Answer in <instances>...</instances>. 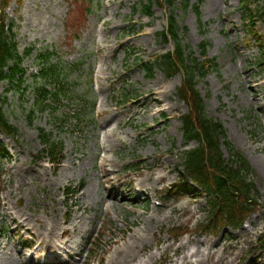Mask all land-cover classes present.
<instances>
[{
  "label": "rangeland",
  "instance_id": "obj_1",
  "mask_svg": "<svg viewBox=\"0 0 264 264\" xmlns=\"http://www.w3.org/2000/svg\"><path fill=\"white\" fill-rule=\"evenodd\" d=\"M148 1L11 0L5 22L26 75L20 87L0 83L3 110L17 130L14 139L0 133V149L8 153L0 161L2 261L108 264L116 251H130L134 264L151 254L157 258L149 264H183L185 255L192 256L190 264H264V45L251 39L241 0H173L187 55L202 60L205 44L217 63L197 85L205 113L248 159L259 193L260 207L242 228L211 233L205 228L209 198L173 193L189 184L184 153L199 143L183 137L181 118L189 111L179 95L183 74L168 78L159 64L151 67L175 44L159 37L168 28L170 7L155 4L148 16L142 8ZM252 1L253 8L264 6V0ZM255 19L264 36V16ZM47 52L51 65L82 66L65 80L72 92L47 101L31 122L33 86L42 83L35 80L38 57ZM157 89L163 93L155 97ZM103 109L123 115L119 124L100 116ZM105 127L116 133L111 140L104 138ZM41 133L61 147L60 165L46 158ZM104 169L111 177L102 183ZM45 227L58 230L59 245L69 240L68 252L47 247L51 236L41 245ZM63 230L69 237L61 236Z\"/></svg>",
  "mask_w": 264,
  "mask_h": 264
},
{
  "label": "trees",
  "instance_id": "obj_2",
  "mask_svg": "<svg viewBox=\"0 0 264 264\" xmlns=\"http://www.w3.org/2000/svg\"><path fill=\"white\" fill-rule=\"evenodd\" d=\"M1 1L0 81L17 80L21 86L24 76L20 67L22 58L18 54V46L14 41L15 35L13 32L11 33L5 23L6 9L11 0ZM240 2L246 22L245 27L249 29L251 39L263 46L264 36H258L255 18L258 13L264 16V6L257 9V7L253 8L252 0H241ZM155 4L171 9L168 28L164 29L159 37L163 42L173 41L175 50L156 58L151 67L159 64L169 78L180 73L183 74V85L179 88V95L189 106L188 113L181 118L183 137L186 142L197 141L199 143L196 148L184 154V175L191 179L209 198L207 201L210 219L208 228L213 230L225 226L239 228L259 207L257 198L259 193L252 180L254 170L248 160L227 139L222 125L205 113L204 101L197 85L209 71L217 68L216 60L207 56L205 44L201 45L202 60L193 57L191 53L187 55L186 50L190 47L186 46L180 37L179 25L174 12V1L149 0L142 5L143 13L152 16V8ZM188 5L189 2H185L186 8ZM195 9L197 11L196 7ZM30 52L31 50L27 51L26 55ZM50 57L51 54L48 52L38 57L44 61V66L36 76V80H40L42 83L41 86L37 82L34 85L35 106L34 110L30 112L31 122L35 109L42 111L49 107L46 100H53L54 103H57L72 92V90L66 89L65 80L68 75L76 72L77 66L51 65L49 64ZM11 62H13L12 65ZM81 65L80 63V67ZM0 130L10 135L17 133L1 106ZM41 138L45 145L44 153L48 155L53 164H60L62 160L61 147L47 133H41ZM223 147L227 151V156L223 153Z\"/></svg>",
  "mask_w": 264,
  "mask_h": 264
},
{
  "label": "bare ground",
  "instance_id": "obj_3",
  "mask_svg": "<svg viewBox=\"0 0 264 264\" xmlns=\"http://www.w3.org/2000/svg\"><path fill=\"white\" fill-rule=\"evenodd\" d=\"M163 92L162 91H160V89H157V91L153 94L155 97H157V96H159V95H161ZM154 97V98H155ZM155 100H156V103H158V104H161L162 102H161V100L160 99H158V98H155ZM100 116H107V118L106 119H116L117 120V123L119 124V122L121 121L120 119H121V117L123 116V115H120V114H117V112H112V113H110V114H105V110L103 109L101 112H100ZM114 136H116V133H115V131H109V130H106V127H105V135H104V138L106 139V138H109V140H111V138L112 137H114ZM102 165H101V167H105V165L107 166V163H108V160L107 159H103L102 160ZM110 164L113 166V162L111 161L110 162ZM111 177V173L108 171V170H106V169H104V171H103V176H102V183H105L106 182V180H107V178H110ZM162 177H160V178H158L157 179V181L159 182V180L161 179ZM23 224V223H22ZM47 234L49 235V236H51L52 237V246H53V249L54 250H57V249H62L65 253L66 252H68V244H69V240L68 241H65V242H63V244L62 245H59L58 243H56V236L59 234V232H58V230H56V228L55 227H50V228H48V227H45V230H42L40 233H39V242H41V245H43L44 246V238H45V236H47ZM61 236H68L69 237V235H68V233H67V231L66 230H63L62 231V235ZM132 240H135V242H136V244H137V239H132ZM135 244V245H136ZM51 246V247H52ZM4 247L2 246V245H0V254L2 253V249H3ZM129 248V250H132L131 249V247H128ZM172 248V246H169L168 248H167V251H169L170 249ZM177 251H179V249H176ZM130 251H128V252H126L125 253V251H124V253L123 254H121V255H119L118 257H116L115 255H112V257L110 258V261H109V264H134L135 262H136V260H137V256H131L130 255V253H129ZM192 257V256H191ZM191 257L190 256H188V255H185L184 256V258H183V260H182V263L183 264H190V260H191ZM156 256L155 255H153V254H151L147 259H145V260H142L139 264H149V263H151V262H153V261H155L156 260ZM165 258L166 259H169V256L168 255H166L165 256ZM169 262L171 263V264H178V262H177V260L176 261H174V260H172V259H170L169 260ZM14 262H13V260H3L2 261V256L0 255V264H13ZM22 264H23V262H22ZM25 264H27V262L25 263ZM84 264H85V262H84ZM222 264H231V261H229V263H224V262H222Z\"/></svg>",
  "mask_w": 264,
  "mask_h": 264
}]
</instances>
